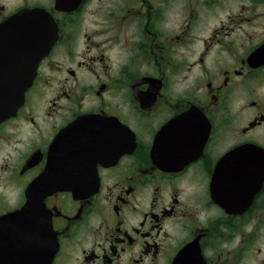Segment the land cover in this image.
<instances>
[{
  "label": "flooded vegetation",
  "instance_id": "obj_1",
  "mask_svg": "<svg viewBox=\"0 0 264 264\" xmlns=\"http://www.w3.org/2000/svg\"><path fill=\"white\" fill-rule=\"evenodd\" d=\"M27 13L56 42L0 122V264H264V0H0Z\"/></svg>",
  "mask_w": 264,
  "mask_h": 264
},
{
  "label": "water",
  "instance_id": "obj_2",
  "mask_svg": "<svg viewBox=\"0 0 264 264\" xmlns=\"http://www.w3.org/2000/svg\"><path fill=\"white\" fill-rule=\"evenodd\" d=\"M53 23L41 14L27 13L0 24V122L23 106L41 60L56 42ZM74 151L65 152L68 163L50 160L43 175L28 189V206L38 205L56 191H75L82 184L79 178H64L65 172L61 171L79 164L71 157Z\"/></svg>",
  "mask_w": 264,
  "mask_h": 264
}]
</instances>
